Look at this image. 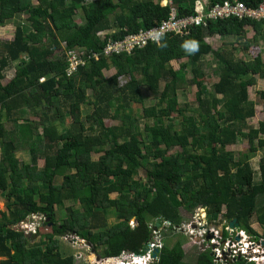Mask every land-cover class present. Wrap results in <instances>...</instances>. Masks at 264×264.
Here are the masks:
<instances>
[{
	"label": "trees",
	"instance_id": "trees-1",
	"mask_svg": "<svg viewBox=\"0 0 264 264\" xmlns=\"http://www.w3.org/2000/svg\"><path fill=\"white\" fill-rule=\"evenodd\" d=\"M162 1L37 0L34 5L32 0H0V28L22 14L32 27L26 31L16 26L11 40H0V193L5 196L0 222V257L4 259L0 264H75L72 256H62L58 248L57 238L70 233L84 240L99 258L122 252L139 255L152 240L154 228L163 227L171 237L185 220L183 212L200 206H204L208 222H215L217 216L226 223L236 219L238 229L252 236L254 220L264 239V156L259 160L256 182L250 165L252 154L264 148L260 137L264 136V118L256 127L238 124L255 115L248 89L256 78L264 80L262 60L259 55L235 59L225 51L212 50L205 42L214 35L243 38L248 27L254 34L243 44L246 51L257 39L264 41L263 20L209 21L205 27L189 28L183 36L165 35L166 47L159 46L163 41L151 43L130 54L92 60L71 77L65 74L66 51L99 52L107 38L121 40L157 26L169 16L171 7L178 18L194 15L199 0H172L171 6H162ZM223 1L206 0V7ZM237 1L247 8H257L261 2ZM77 11L81 13L80 25L73 19ZM101 33L104 40L98 36ZM43 39L48 46L44 47ZM187 39L199 42L196 54L190 56L180 47ZM53 48L60 55H54ZM207 55H212L218 66L213 71L218 81L209 97L199 66ZM183 58L188 65L195 64L189 83L196 87L197 107L192 115L184 113L186 108L177 109L181 121L176 129L170 109H174L186 66L174 70L170 62ZM14 61H18L14 76L3 85L2 71ZM110 69L114 73L105 77L103 72ZM121 77L128 81L119 86ZM142 88L156 100L154 106L143 109V118L155 120L139 130L137 120L125 111L131 103L143 101ZM259 98L264 113V89ZM86 103L93 108L86 116L90 122L87 129L80 122L81 105ZM112 108L120 113L111 115ZM31 110L35 115L41 113L40 122L19 123L17 114ZM53 110L58 114L67 111L71 126L60 132L53 125L58 118ZM105 119L118 124L106 126ZM3 120L14 127L7 131ZM89 130L94 133L87 134ZM34 137L44 159L40 170L20 165L15 157L17 143L32 142ZM239 138L247 140L248 152L236 160L226 148ZM173 148L180 152L168 154ZM31 161L36 162L33 154ZM113 193L118 194L116 198H110ZM66 200L77 201L79 206L66 208L68 215L63 214L57 222L54 208H62ZM31 215L46 219L43 225L53 224L41 241L27 247L39 234L27 237L14 226ZM109 217L118 222L107 225ZM157 220L161 221L156 228ZM181 240L163 245L152 264H216L208 250L199 252L193 263L185 262ZM232 264L253 263L241 259Z\"/></svg>",
	"mask_w": 264,
	"mask_h": 264
},
{
	"label": "rangeland",
	"instance_id": "rangeland-1",
	"mask_svg": "<svg viewBox=\"0 0 264 264\" xmlns=\"http://www.w3.org/2000/svg\"><path fill=\"white\" fill-rule=\"evenodd\" d=\"M89 1H93V0H89ZM73 19L77 25L82 24L81 13L79 11L75 13V16ZM16 26H21L26 31L32 30L31 25H29V23L26 21V14H22V15L16 16L14 19L9 20L5 25L1 26L3 30L0 29V39H3V40L12 39L13 38L12 34ZM101 34L104 35V33H101ZM252 36H253V33L247 29L246 34L243 38L217 39L216 37H214V39H211L210 37H207L205 39V42L208 43L213 49L220 48L224 50L225 53L232 54L235 59L249 60L256 54L255 52L257 50H260L259 52L260 54L264 53V51H261L262 49L260 48L259 49L248 48L246 51L242 50L243 44L245 43V41H251ZM262 42L264 43V41L257 39V41L254 42V46H256L257 44L259 46V43H262ZM261 45L262 47H264V44H261ZM46 46H48V44L44 42V47ZM60 47L63 48L64 43H61ZM52 51L54 55H60L59 50L54 49ZM47 57L48 56H46L45 58ZM23 59L26 60V58H23ZM181 64L186 66L185 71H184L185 72L184 82L180 84V88L177 91L174 109H170L171 117L173 121L175 122L174 124L176 126V129H178L180 121H181V116L177 114V109L186 108V111H184V113L186 115H192L193 114L192 110L194 111L197 107V103L195 101L196 87L189 83L190 79L192 78L191 69L195 67V64L188 65L187 59L183 58L177 62L174 61L170 63V67L177 70L179 65ZM17 65H18V61L10 62V65L8 66V68L4 69V73H3L4 79L1 82L3 85L8 83L12 79L14 72L17 68ZM199 66L201 67L204 73L202 82L206 90L205 95L209 97L211 94L212 85L218 81V77L213 72L214 69L218 67L216 59L212 55L204 56L201 59ZM262 69L264 70V65L262 66ZM113 73H114L113 69L103 72L105 77H109ZM127 81H128V78L121 77L120 79H118V84L119 86H122ZM263 89H264V81L260 79H257L254 86L248 89L249 99L251 103L255 105L254 107L255 115L254 117L250 119H247L244 121H238V124L243 125V126L256 127L258 122L263 120L264 113L261 110V100L259 99V93ZM141 93L143 96V101L140 104L131 103L130 107L125 111V113L130 115V117L137 120L136 126H138L139 130H142L145 124L151 125L152 122L155 120L153 118L144 119L143 109L154 106L156 104V100L153 99V97L146 90V88H142ZM218 98H220V96H218ZM88 100L89 102L92 101V97L90 93H88ZM92 110H93L92 106L88 103L81 105L80 122L86 129L89 128L90 126V122L87 121L86 116L89 115L92 112ZM53 111L58 117L57 119L53 120V125L57 127V129L60 132L63 128H69L71 126L70 124L72 123V118L67 113V111L62 110L63 114H58V112H56L55 110ZM119 113L120 111L117 110L116 108L110 109L111 115H118ZM52 114H53L52 112L49 113V115H52ZM17 116L20 118L19 123H24L28 121V122H32L35 124L39 123L42 117L41 113L39 112L36 115L33 114V110L21 112V114L20 115L17 114ZM48 118L52 120V117H48ZM104 123L106 126H114L118 124V121L112 120V119H105ZM4 124L6 126L7 131L11 130L14 127L11 121H4ZM246 131L247 130H245V132ZM37 133H38V136H40L42 133V128L39 125L37 127ZM93 133L94 131H90V130L87 131V134H93ZM260 137L264 139V136H260ZM35 140L36 139L34 137V141L32 142L26 143V142L19 141V143H17L16 145L15 157L17 158L20 165H28L30 168H35V170H40L44 164V159L42 157L43 155L41 152V147L39 146L37 142H35ZM146 142H147V139H146ZM31 148H34L32 149L33 153H31L30 151ZM226 150L231 151L234 154L235 159L237 160L241 158L242 153L248 152V142L246 139L239 138L234 145L227 146ZM178 152H180L179 148H173L171 149V151H169L168 154L175 155ZM32 154L36 158V162L34 164L31 161ZM263 156H264V148H259L255 152V154H252V157L250 158V165L254 171V181L255 182L259 180L258 164H259L260 158H262ZM97 157H98L97 155H92L93 159H96ZM55 182L57 184L60 183V178L57 179ZM36 185L38 186L39 183H36ZM117 195H118L117 193H113L110 195V198H116ZM4 204H5V196L2 193H0V222L3 221L2 213L5 211ZM78 206L79 204L77 203V201H72V200L64 201L62 208H54V210H56L55 212L57 215L55 220L59 222V220H62L63 214L65 216L68 215L67 214L68 211L66 208H76ZM191 210H189L186 213L183 212V216L185 220L183 224H181L180 227L182 226L184 227H182V230L174 231V234L172 233L171 237L170 235L166 234V231H164L163 227L161 229H157L159 231L158 233H160V240H161L162 245H167V244L169 245L171 242H173L176 239H184V240H181V242L184 243L183 244V248L185 251L184 261L189 262V263H193L195 261L196 255L199 252L204 251V250H208V252L210 253V256H212V249L211 247L208 246L210 238L205 237L203 242H201L202 239H199V238H196L195 240L189 239L190 237L187 234V232L190 230V228L186 225L191 223V226H194V224L195 225L197 224V225L202 226V228L205 229L206 231L212 228L213 230L216 229L220 232L222 229L221 228L222 226H220L222 224V222H220L222 220L220 216H217V218L215 219V222H208L207 217H206V210L204 206H200V207H197ZM44 221H46V219H44L42 216L31 215L28 218H26L24 222H21L20 224L14 226V228L22 231L23 234L27 237H29L30 235H34L35 234V233L33 234L34 231L39 234L38 236H35L33 240H30V243L27 245V247H29L31 244L37 243L39 240L41 241L43 239L42 238L43 235L45 233L50 232V227L52 226L53 223H48L47 225H43ZM116 221L117 220H115L113 217H109L106 224L110 226L112 224H116L118 222ZM163 223L164 222H161V225L165 227ZM129 225L133 227L134 221L131 220L129 222ZM251 232L255 233V235L259 237H256L255 235L252 236L246 231H245V235L250 238H253V240L254 238L258 240L262 239L263 230L254 222V220H252L251 222ZM199 233H203V231H201L200 229ZM57 240H58L59 252L61 253V255L62 256H72L75 264H79V263L96 264L99 261V258L96 257L95 253L91 250L89 245L84 240H81L80 238L75 236L74 233H70L68 235H65L64 237H58ZM148 244L149 243H147V245ZM2 259L4 258L0 257V260ZM103 264H106V263L104 262ZM258 264H264V261H261Z\"/></svg>",
	"mask_w": 264,
	"mask_h": 264
},
{
	"label": "built area",
	"instance_id": "built-area-1",
	"mask_svg": "<svg viewBox=\"0 0 264 264\" xmlns=\"http://www.w3.org/2000/svg\"><path fill=\"white\" fill-rule=\"evenodd\" d=\"M163 1L165 5L171 6L172 4V0ZM228 18H236L238 20L248 18L264 21V0H261L257 8H247L237 0H225L207 8L206 4L200 5L197 1L194 8V15L184 18H178L175 10L171 7L169 16L157 26L127 35L121 40H112L110 38L104 40L105 34H99L98 36L105 41L104 46L99 52H88L81 48L66 51L67 66L65 74L67 77H71L79 68L101 57L108 58L115 55L130 54L134 50L142 49L148 44H158L160 41L158 39L160 33H163L164 36L168 34L183 36L188 34L189 28L197 26L205 27L209 21ZM41 80L43 81V79H40V82H42ZM163 225L168 227L169 223L164 222ZM186 226L190 228L187 232L190 237L189 239L195 240L199 238L203 242L205 237L211 236L208 246L212 249L211 257L216 264H232L241 259L248 263L258 264L257 260L260 257H264V246L262 245L264 239L258 240L254 238L253 240V238L246 236L245 231L241 229H230L226 222H222L220 225L222 226L220 232L212 228L206 231L202 226L197 224L191 226L190 223ZM182 227L174 228V230H182ZM200 229L203 233H199ZM158 232L157 229H153V239L141 254L122 252L119 256L110 258H99L96 256L99 258L96 264H103L104 262L106 264H152L156 262L157 257L152 256L153 250L157 249L159 252L163 246L160 240V233Z\"/></svg>",
	"mask_w": 264,
	"mask_h": 264
},
{
	"label": "crops",
	"instance_id": "crops-1",
	"mask_svg": "<svg viewBox=\"0 0 264 264\" xmlns=\"http://www.w3.org/2000/svg\"><path fill=\"white\" fill-rule=\"evenodd\" d=\"M87 1H89V0H87ZM32 2H33V4H35V2H36V4H37V0H32ZM199 2V4L200 5H205L206 4V0H199L198 1ZM35 4V5H36ZM162 6H165V4H164V1H162V3H160ZM16 17V16H15ZM15 17H13V19L15 18ZM5 27V26H4ZM1 30H3L2 28H0ZM247 29L248 30H250L252 33H253V31L250 29V28H246V31H247ZM3 33H5V32H3ZM254 34V33H253ZM214 37H216L217 39H223L222 37H220V36H218V35H214V36H211L210 38L211 39H214ZM209 38V39H210ZM0 40H3V39H0ZM7 40H11V39H7ZM261 40V39H260ZM262 41V40H261ZM43 42H44V39H43ZM208 44V43H207ZM261 44H264L263 42L262 43H259V46H258V44L256 45V46H251L250 48H257V49H262L261 51H264V47H262V45ZM209 45V44H208ZM210 46V45H209ZM261 46V47H260ZM211 47V46H210ZM211 49L212 50H214V51H217V52H219V51H224V50H222V49H220V48H217V49H213L212 47H211ZM254 51V50H253ZM260 52V50H257L255 53V55L252 57V58H254V57H256L257 55H259L260 56V58H261V60H262V65H264V53H259ZM248 53H249V51H248ZM246 60V59H245ZM172 62H174V61H171L170 63H172ZM177 62V61H176ZM10 65V64H9ZM8 65V66H9ZM8 66L6 67V68H8ZM5 68V69H6ZM175 70V69H174ZM4 70H3V72H2V75L4 76ZM14 76V75H13ZM4 79V78H3ZM257 79H259V78H256V81H257ZM260 80H262V79H260ZM264 81V80H263ZM248 99H249V92H248ZM260 99V98H259ZM250 100V99H249ZM262 102V101H261ZM254 105V104H253ZM254 107H255V105H254ZM261 110H262V103H261ZM255 111V110H254ZM16 114H17V112H16ZM184 249V248H183Z\"/></svg>",
	"mask_w": 264,
	"mask_h": 264
},
{
	"label": "clouds",
	"instance_id": "clouds-1",
	"mask_svg": "<svg viewBox=\"0 0 264 264\" xmlns=\"http://www.w3.org/2000/svg\"><path fill=\"white\" fill-rule=\"evenodd\" d=\"M158 39L160 41H163L162 43H160V47H166L167 46V43L166 41H164V34L163 33H160L159 36H158ZM180 47L183 49V51L188 54V55H194L196 54L198 51H199V42L195 39H187V40H184Z\"/></svg>",
	"mask_w": 264,
	"mask_h": 264
},
{
	"label": "water",
	"instance_id": "water-1",
	"mask_svg": "<svg viewBox=\"0 0 264 264\" xmlns=\"http://www.w3.org/2000/svg\"><path fill=\"white\" fill-rule=\"evenodd\" d=\"M159 225H160V220H157V222H156V224H155V227L157 228V227H159ZM228 227L230 228V229H236V228H238V223H237V220L236 219H232V220H230L229 222H228ZM211 236H209V237H207V238H210ZM262 245L264 246V241L262 242ZM157 253H158V250L157 249H154L153 250V257H156V255H157Z\"/></svg>",
	"mask_w": 264,
	"mask_h": 264
},
{
	"label": "bare ground",
	"instance_id": "bare-ground-1",
	"mask_svg": "<svg viewBox=\"0 0 264 264\" xmlns=\"http://www.w3.org/2000/svg\"><path fill=\"white\" fill-rule=\"evenodd\" d=\"M264 260V257H260L258 260H257V262L259 263V262H261V261H263Z\"/></svg>",
	"mask_w": 264,
	"mask_h": 264
}]
</instances>
